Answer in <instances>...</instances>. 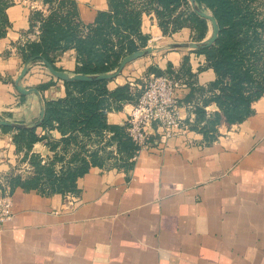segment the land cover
<instances>
[{
  "label": "crops",
  "instance_id": "obj_1",
  "mask_svg": "<svg viewBox=\"0 0 264 264\" xmlns=\"http://www.w3.org/2000/svg\"><path fill=\"white\" fill-rule=\"evenodd\" d=\"M8 1V26L0 36V120L29 124L38 118L41 104L33 92L20 98L14 88L23 65L17 46L36 37L37 26L29 29V16L33 10L46 13V6L40 0ZM73 1L83 23L106 9L105 0ZM140 31L159 38V45L180 42L165 43L151 14L142 16ZM175 34L187 35L188 30ZM183 56L195 84L205 88L214 79L212 70L203 55L183 47L132 60L107 87L137 83L149 67L177 70ZM74 64L72 50L53 61L68 75ZM179 81L184 88L177 94V113L181 120L191 119L200 95L194 93L185 103L181 99L189 88ZM19 84L35 88L42 102L63 95L62 82L39 61L28 64ZM129 108L128 103L111 109L106 121L123 123ZM205 110L216 107L209 104ZM49 134L59 137L55 130ZM30 151L41 157L50 153L44 140ZM20 157L11 132L0 131V190L6 191V177ZM76 187L75 193L50 195L18 187L11 191L12 217L0 223V264H264V93L248 117L211 143L204 144L198 132L187 129L162 147L139 149L126 170L90 167Z\"/></svg>",
  "mask_w": 264,
  "mask_h": 264
},
{
  "label": "trees",
  "instance_id": "obj_2",
  "mask_svg": "<svg viewBox=\"0 0 264 264\" xmlns=\"http://www.w3.org/2000/svg\"><path fill=\"white\" fill-rule=\"evenodd\" d=\"M40 1L46 13L33 10L29 16V29L37 26L36 37L17 46L22 63L44 59L58 70L54 58L72 50L73 74L111 71L126 54L145 47L147 35L140 31L143 15H153L161 34L186 28L191 41L202 40L209 30L207 20L193 12L187 0H105L106 9L97 10L90 23L78 18L73 0ZM10 3L0 0V36L8 26L4 10ZM195 3L212 15L218 31L209 46L187 49L203 55L214 79L205 88L196 85L185 56L177 70L169 65L164 72L149 67L145 74H168L181 80L189 88L180 98L185 103L194 93L200 95L199 102L191 107L193 117L184 122L189 130L201 135L204 144H209L218 133L248 117L252 104L264 93V0ZM111 80H60L63 95L43 100L40 119L23 126H0V131L11 132L14 151L21 153L20 160L30 168L26 176L13 172L7 175V193L15 187L42 195L75 193L77 178L90 167L126 170L132 166L138 146L128 137L126 124L108 123L106 113L135 103L140 91L130 88L127 82L109 89L107 83ZM50 84L40 85L39 89ZM18 96L23 98L22 94ZM209 104L216 110L207 112L205 106ZM51 130L59 137H51ZM42 140L50 152L44 158L30 151L35 142Z\"/></svg>",
  "mask_w": 264,
  "mask_h": 264
},
{
  "label": "built area",
  "instance_id": "obj_3",
  "mask_svg": "<svg viewBox=\"0 0 264 264\" xmlns=\"http://www.w3.org/2000/svg\"><path fill=\"white\" fill-rule=\"evenodd\" d=\"M128 85L140 91L124 120L127 135L138 150L149 145L162 147L169 138L186 132L187 124L177 113V94L184 88L179 80L168 74H147L140 83L128 81ZM11 217L10 195L0 192V223Z\"/></svg>",
  "mask_w": 264,
  "mask_h": 264
},
{
  "label": "water",
  "instance_id": "obj_4",
  "mask_svg": "<svg viewBox=\"0 0 264 264\" xmlns=\"http://www.w3.org/2000/svg\"><path fill=\"white\" fill-rule=\"evenodd\" d=\"M191 10L195 12L197 15L205 18L208 22L209 30L207 35L199 41H188V42H177L173 44H165V45H146L143 48L137 49L135 51H132L128 54H126L116 65V67L108 72L100 73V74H95V75H86V74H72L68 75L64 71H58L52 68V66L46 62L44 59H41L39 62L44 65V67L47 69V71L52 75L54 78L61 80V81H71V80H82V81H90V80H98V79H112L116 77L122 70V68L132 60H135L139 57L148 55L150 53L158 52L163 49H168L171 47H183V48H188V49H196V48H201V47H206L209 46L210 44L213 43V41L216 38L218 27L216 24L215 19L212 17V15L208 12H204L200 10L195 3V0H187ZM31 63V61H26L23 63L21 66L18 74L13 80V85L16 91L19 94L22 95H27L31 92L36 94L40 104V112L38 118L40 119L42 116V101L41 98L38 94V91L35 88H24L19 84V80L24 76V74L27 71L28 64ZM23 126L24 124L21 123H11L5 120H0V126Z\"/></svg>",
  "mask_w": 264,
  "mask_h": 264
},
{
  "label": "rangeland",
  "instance_id": "obj_5",
  "mask_svg": "<svg viewBox=\"0 0 264 264\" xmlns=\"http://www.w3.org/2000/svg\"><path fill=\"white\" fill-rule=\"evenodd\" d=\"M158 30H159V28H158ZM176 32H178V31H176ZM176 32H174V33H168V34H161V32H160V34L163 37H165V40H164L165 43L166 42H175V41H180V42H183V41H186V42L191 41L190 38H189V34L181 36V34H175ZM172 34H175V35L172 36ZM148 38H149V45H159V44H157V40L159 38H157V39L156 38H154V39L152 38L151 39L149 36H147V39ZM151 43H153V44H151ZM145 75H147V74H143V76H138V78H136L137 79V83H140L141 80H142V78H144ZM49 155H50V153L47 156H49ZM44 157L45 156H43V158ZM11 172H13L14 174H19L20 176H26L30 172V168H29V165L25 161H22L19 158V160H18V166L15 168V171H11Z\"/></svg>",
  "mask_w": 264,
  "mask_h": 264
}]
</instances>
